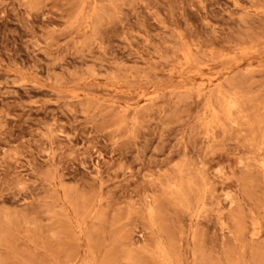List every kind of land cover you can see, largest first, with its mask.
Segmentation results:
<instances>
[{
    "label": "rangeland",
    "instance_id": "1",
    "mask_svg": "<svg viewBox=\"0 0 264 264\" xmlns=\"http://www.w3.org/2000/svg\"><path fill=\"white\" fill-rule=\"evenodd\" d=\"M0 264H264V0H0Z\"/></svg>",
    "mask_w": 264,
    "mask_h": 264
}]
</instances>
